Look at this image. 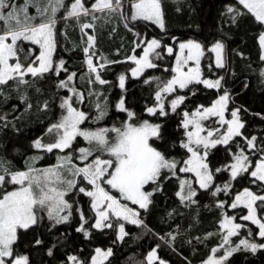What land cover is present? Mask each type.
Masks as SVG:
<instances>
[{"label": "snow or ice", "instance_id": "1", "mask_svg": "<svg viewBox=\"0 0 264 264\" xmlns=\"http://www.w3.org/2000/svg\"><path fill=\"white\" fill-rule=\"evenodd\" d=\"M244 20L264 90V0H227L180 35L163 0H0V135L27 139L19 165L0 156V264H116L130 237L152 241L134 264H172L164 248L192 264L186 246L206 249L199 264L264 258V110L243 102L232 53L248 57L230 48ZM109 26L131 39L105 53ZM129 83L146 94L131 100ZM33 95L45 118L28 138ZM168 200L159 231L148 217ZM204 211L213 227L197 232Z\"/></svg>", "mask_w": 264, "mask_h": 264}, {"label": "trees", "instance_id": "2", "mask_svg": "<svg viewBox=\"0 0 264 264\" xmlns=\"http://www.w3.org/2000/svg\"><path fill=\"white\" fill-rule=\"evenodd\" d=\"M165 13L168 20L169 27L174 31L175 34H190L187 31L188 24H200L203 27H208L213 25L218 17V10L221 6L227 2V0H182L180 7L182 8L181 12L176 11L177 5L173 3V0H163ZM110 31V26L106 29L101 30L97 28V44L105 53H111L116 47H119L121 41L127 46L128 41L131 39L130 34H127L123 28H120L117 33L113 34L110 38L108 32ZM230 35L232 37L230 42V48L241 51L245 54L248 59L242 60L239 56H236L232 53V58L234 60L235 70L237 73H243L241 78L247 76L250 80L251 88L248 90L246 96L243 97V102L250 108L251 111L259 112L264 110V90L261 89V86L258 84V81L255 75L252 72V69L247 67L248 64H251L253 68L258 66V52L257 46L255 43V32L254 26L249 23L247 20H244L240 23L238 28H232L230 30ZM68 36L71 40H78L79 33L72 29L68 30ZM70 47L71 45H67ZM67 56L66 53H62ZM71 64H76V60H71ZM110 78V77H109ZM130 99L135 101L138 100L142 94L141 89L135 85V83L128 84ZM118 91V89L113 90ZM38 97L33 95V110L31 114H25L21 118V122H18L20 126L23 127L25 136L31 138L35 134H39L42 130L39 121L44 119L43 114L37 113L35 111V104ZM43 99V97H39ZM197 100L200 99L198 96ZM15 102V101H13ZM49 112L47 115H51ZM110 122V121H109ZM253 124L257 127L260 126V121L258 119L253 121ZM0 144H6L8 151H4L3 147H0V156H6L7 159L11 160L14 165H19L22 163L21 156L26 149L27 139L21 137L15 143H11L0 135ZM13 148H18L19 152H13ZM48 161H43L42 163H47ZM172 200H168L167 204L163 201L160 203V206L154 214L148 217V222L154 228L159 231H163L164 224L161 222L160 217L164 214L165 208L172 206ZM85 211L87 212V204L84 205ZM202 223L200 228L197 229V232L212 229L214 221V213L209 211H204L201 216ZM185 225L187 220H185ZM129 230L132 233L138 234L139 230L133 226H129ZM60 231H64V228L61 227ZM152 243L149 237H144L141 240H136L133 237L127 238L126 243L117 251L116 253V264H134L133 260H130V257H135L136 260L140 259L139 253L142 250H146L147 247ZM214 243V241H213ZM206 249L200 247L197 251L189 247L183 248V255L187 256L192 260V264H199V260L203 257ZM161 255L172 261V264H180L179 257L170 252L167 248H164L161 252ZM238 264H264V258L255 257L249 258L247 261L241 256L239 258Z\"/></svg>", "mask_w": 264, "mask_h": 264}]
</instances>
